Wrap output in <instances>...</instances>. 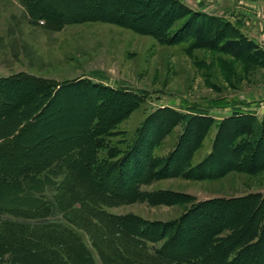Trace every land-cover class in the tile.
<instances>
[{"label": "rangeland", "instance_id": "374dc122", "mask_svg": "<svg viewBox=\"0 0 264 264\" xmlns=\"http://www.w3.org/2000/svg\"><path fill=\"white\" fill-rule=\"evenodd\" d=\"M174 1L185 12L168 28L167 36L195 34L167 43L105 21H65L62 25L61 17L92 6L88 0H37L34 13L45 20L28 19L20 0H0V79L24 73L58 85L76 84L72 90H62L57 100L39 104L34 117L48 122L42 137L70 138L74 126L85 124L95 106L120 118L111 129L113 135L107 137L119 152L108 158L103 150L100 159L121 162L135 147L131 157L136 166L128 162L115 169L106 184L117 191L119 186H137L141 192L172 193L184 199L175 202L170 197L171 204L133 202L108 211L158 222L176 221L193 204L211 198L264 194V170L235 171L209 180L186 179L182 173L153 176L166 168L174 174L191 145L197 149L188 167L201 163L213 153L220 125L227 118L238 114L264 117V0ZM153 7L159 8L158 4ZM159 20L155 26H160ZM205 35L210 43L197 47L196 41H204ZM80 82H88L93 94L77 86ZM27 90L30 87L22 85L6 90L0 110L5 103L32 98ZM206 119L213 122L200 138L196 131L209 122ZM12 165L11 160L0 159V168L12 169ZM15 165L23 167L25 161L17 160ZM137 179L143 183L137 184ZM0 264L48 263L23 250L0 246Z\"/></svg>", "mask_w": 264, "mask_h": 264}, {"label": "trees", "instance_id": "16d2710c", "mask_svg": "<svg viewBox=\"0 0 264 264\" xmlns=\"http://www.w3.org/2000/svg\"><path fill=\"white\" fill-rule=\"evenodd\" d=\"M81 1L86 0H77ZM20 2L28 19L45 20L34 13L37 0ZM88 2L92 6L84 5L86 11L61 17L62 25L65 21H105L167 43L182 42L195 34L167 36L168 28L185 12L178 1ZM154 4L159 8L155 10ZM169 14L172 18L167 17ZM158 19L160 26H155ZM234 30L244 35L241 29ZM207 36L195 45H208ZM244 49L246 53L248 49ZM19 85L30 87L27 92L31 91L32 98L5 103L0 110V159L13 163L12 169L0 168V246L23 250L48 264H264V194L200 201L172 222L113 214L108 209L133 202L171 204L184 196L141 192L137 186H119L118 191L110 188L105 179L111 172L128 162L136 166L131 157L135 147L121 162L100 159L103 150H107L108 158L116 157L118 147L110 145L107 137L113 135L111 129L121 119L95 106L85 124L74 126L72 138L42 137L48 122L36 121L34 113L39 104L57 100L62 90H72L76 84L58 85L20 73L0 79V98L5 99V91ZM89 85L77 84L93 94ZM206 120L209 122L196 131L200 138L213 122ZM196 149L189 146L184 163L178 160L174 174L166 168L153 176L182 173L186 179L209 180L235 171L254 174L264 170V117L259 120L238 114L227 118L220 125L213 153L197 166L188 167ZM22 159L25 165L17 168L15 162Z\"/></svg>", "mask_w": 264, "mask_h": 264}, {"label": "crops", "instance_id": "0c3cea01", "mask_svg": "<svg viewBox=\"0 0 264 264\" xmlns=\"http://www.w3.org/2000/svg\"><path fill=\"white\" fill-rule=\"evenodd\" d=\"M242 112H244V113H252V112L249 111V110H244V111H242Z\"/></svg>", "mask_w": 264, "mask_h": 264}]
</instances>
